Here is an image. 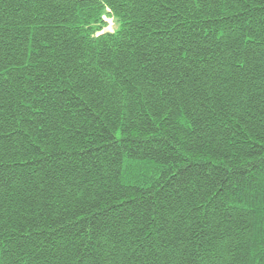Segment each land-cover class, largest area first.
Listing matches in <instances>:
<instances>
[{
    "label": "trees",
    "instance_id": "16d2710c",
    "mask_svg": "<svg viewBox=\"0 0 264 264\" xmlns=\"http://www.w3.org/2000/svg\"><path fill=\"white\" fill-rule=\"evenodd\" d=\"M0 264H264V0H0Z\"/></svg>",
    "mask_w": 264,
    "mask_h": 264
},
{
    "label": "rangeland",
    "instance_id": "374dc122",
    "mask_svg": "<svg viewBox=\"0 0 264 264\" xmlns=\"http://www.w3.org/2000/svg\"><path fill=\"white\" fill-rule=\"evenodd\" d=\"M104 21L107 23V27L104 29V31L112 33L114 30V23H113L112 19L104 18Z\"/></svg>",
    "mask_w": 264,
    "mask_h": 264
}]
</instances>
